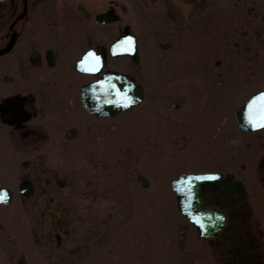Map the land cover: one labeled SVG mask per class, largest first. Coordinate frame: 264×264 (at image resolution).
Returning <instances> with one entry per match:
<instances>
[{
	"label": "flooded vegetation",
	"instance_id": "af4514ba",
	"mask_svg": "<svg viewBox=\"0 0 264 264\" xmlns=\"http://www.w3.org/2000/svg\"><path fill=\"white\" fill-rule=\"evenodd\" d=\"M130 35L137 59L112 56V45ZM139 42H146L144 51ZM91 51L104 62L98 75L78 68ZM143 53L148 61L154 57L152 71ZM108 72L136 80L145 97L157 95L165 121L174 116L195 130L210 128L206 172L219 177L195 188L187 210L201 224L182 214L175 198L168 211L175 223L168 231L159 226L156 246L145 235L125 247L117 235L113 259L264 264V128L249 127L247 114L250 101L264 93V0H0V179L7 180L0 188L14 197L6 183H28L33 193L21 200L41 202L43 218L59 217L51 210L55 184L64 186L55 156L87 133L100 138L97 127L117 120L94 116L83 103L84 87ZM171 95L175 110L168 108ZM136 211V229L148 232L145 212Z\"/></svg>",
	"mask_w": 264,
	"mask_h": 264
},
{
	"label": "rangeland",
	"instance_id": "374dc122",
	"mask_svg": "<svg viewBox=\"0 0 264 264\" xmlns=\"http://www.w3.org/2000/svg\"><path fill=\"white\" fill-rule=\"evenodd\" d=\"M151 38L148 52L153 53L157 42ZM140 48L144 51L146 42H140ZM141 55L152 71L154 57L150 55L148 61L146 53ZM155 98L147 93L138 108L117 120L103 121L110 124L97 127L100 138H91L86 131V140L72 142L66 154L55 156L64 186L55 184L51 210L59 212L64 204L71 221L70 232L62 233V245L51 229L50 213L43 218L44 205L34 199L23 202L18 185L6 183L14 198L9 205L0 204V264H121L111 256L118 252L113 239L117 235L124 246L145 235L153 247L158 244L163 233L159 226L164 224L168 231L175 223L173 213L168 214L174 199L171 180L181 172L207 171L211 144L210 128L199 125L195 130L174 121V116L165 121ZM174 98L171 95L167 100L169 109L175 110ZM138 174L146 176L151 185L143 188ZM5 182L0 179V185ZM137 208L140 214L145 212L148 232L136 229L141 225ZM128 221L134 228L127 227Z\"/></svg>",
	"mask_w": 264,
	"mask_h": 264
},
{
	"label": "water",
	"instance_id": "95a60500",
	"mask_svg": "<svg viewBox=\"0 0 264 264\" xmlns=\"http://www.w3.org/2000/svg\"><path fill=\"white\" fill-rule=\"evenodd\" d=\"M132 51H123L118 53L116 51L115 54H132ZM113 85L115 87H113ZM89 88L90 91L88 90V94H90L91 97L89 96L88 104L96 106L95 104H93L94 101H98V104L99 102H101V105L99 104L100 107L96 106V111L90 107L89 108L95 111L99 116H111L120 114L121 112L127 109L136 107L143 99L142 88L140 86H137L134 80L123 75H118L116 73H107L103 75V77L100 78L98 81L92 83L88 87V89ZM129 100H131L132 103L128 107H124V105L128 103ZM184 178L187 177L185 175L180 176L181 180H183ZM141 179L144 180V178ZM144 183L146 184L145 180ZM175 185L176 184L174 182V187ZM185 197L186 194L183 195V198ZM190 216L194 218V216H192L191 214ZM63 221L66 226H68V221L65 219ZM58 225L59 223L54 222V229H58Z\"/></svg>",
	"mask_w": 264,
	"mask_h": 264
},
{
	"label": "snow or ice",
	"instance_id": "6c2138e0",
	"mask_svg": "<svg viewBox=\"0 0 264 264\" xmlns=\"http://www.w3.org/2000/svg\"><path fill=\"white\" fill-rule=\"evenodd\" d=\"M135 42L131 37L127 38L126 40H123L120 42V44L117 47L123 48L125 51H132L134 49ZM81 66L84 71L87 72H95L99 70L100 66V58L94 53V52H89L87 55L84 57V59L81 61ZM113 87H115L113 85ZM126 95V94H125ZM132 103L131 100L128 101L124 105V107H128ZM248 109H249V123L252 125L253 128H264V93L260 94L258 97H255L249 104H248ZM258 112L259 113V119H253L252 118V113L253 112ZM219 177L216 176H208V177H194V178H189L188 180L184 181L185 185L188 187L189 191H191V185H192V179L196 180H202V179H209V180H214L218 179ZM178 191L183 192V188H178ZM8 194L6 192L0 191V203H7L8 202ZM194 223L196 224H201V220L199 218L194 220Z\"/></svg>",
	"mask_w": 264,
	"mask_h": 264
}]
</instances>
